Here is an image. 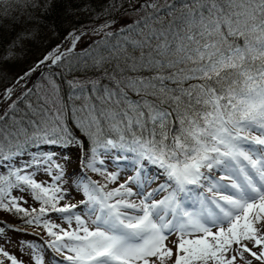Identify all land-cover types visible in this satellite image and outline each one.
Here are the masks:
<instances>
[{
    "label": "snow or ice",
    "instance_id": "1",
    "mask_svg": "<svg viewBox=\"0 0 264 264\" xmlns=\"http://www.w3.org/2000/svg\"><path fill=\"white\" fill-rule=\"evenodd\" d=\"M14 2L0 0V15ZM131 11L130 23L72 31L0 91V210L42 228L56 264H264V0H142ZM18 40L0 51V77L22 54ZM82 66L101 75L57 79ZM71 148L104 180L76 181L78 203L67 202L68 157L56 151ZM112 151L132 157L135 175L122 183L97 166ZM25 195L39 208L23 207ZM20 248L44 264V248ZM5 259L25 264L0 246Z\"/></svg>",
    "mask_w": 264,
    "mask_h": 264
},
{
    "label": "trees",
    "instance_id": "2",
    "mask_svg": "<svg viewBox=\"0 0 264 264\" xmlns=\"http://www.w3.org/2000/svg\"><path fill=\"white\" fill-rule=\"evenodd\" d=\"M130 5L131 0H19V3L14 2L7 16L0 15V51H3L5 46L19 36L22 42L18 40L17 43L18 48L22 49V54L16 62L5 66L7 76L6 78L0 77V91L13 78L23 75L54 49L62 47L72 31L96 27L105 20L116 17L124 7ZM92 39L99 40V37H92ZM87 43L89 41H85L76 50V53L81 52ZM47 71L49 69L43 68L44 74ZM100 75L99 71L91 68L85 69L82 66L81 70L70 74L66 73L64 77L57 76V79L78 78L81 81H86ZM34 81L36 85L45 83L43 76L40 77V75ZM67 94V84L61 83L60 95L65 102H67ZM34 206L38 209L40 205L34 203ZM0 214L9 215L12 222L18 227L33 228L7 212L0 210ZM37 229L44 231L42 228Z\"/></svg>",
    "mask_w": 264,
    "mask_h": 264
},
{
    "label": "rangeland",
    "instance_id": "3",
    "mask_svg": "<svg viewBox=\"0 0 264 264\" xmlns=\"http://www.w3.org/2000/svg\"><path fill=\"white\" fill-rule=\"evenodd\" d=\"M142 2V0H131V5L128 7H124L122 11L116 16V17H121L119 23H123L125 20H127L129 23L135 18L134 13L131 11L132 8L138 7L139 4ZM129 10V15L126 17L121 16V14L125 10ZM119 23L116 25L117 27L119 26ZM98 26V25H97ZM68 43V40L66 41L65 44L62 45L61 48H63L66 44ZM82 46V44L77 45V49H79ZM76 49V50H77ZM42 77L44 75L43 68L42 71L39 73L34 72L32 80L34 81L38 76ZM35 82V81H34ZM49 151L52 150V148H48ZM57 152H62L67 154V162L65 160L61 159L60 162L64 165L65 168V174H64V187L67 189L68 184L70 183L69 177H71V181L75 183V181H78L81 177H87L93 181H98L100 183H104V180L101 176L98 174L92 172L90 169L86 167L87 160L85 158V154L78 148H71V149H56ZM103 152V151H101ZM118 155H121L120 153H117L116 151H112L108 153L107 155H101L99 158L104 160L103 165H97L98 167H101L102 169H106L108 172H116L119 170L120 176L119 182H124L127 177L129 176H134L135 172L133 171L132 163H131V155H129L128 160H117L116 157ZM25 161V157L21 156L18 158L19 164H23ZM146 165V173L148 174L149 168H151V165L147 164ZM152 171L154 175L159 174L157 169L152 167ZM7 170V162H3L0 164V172H5ZM74 170H76V173H74ZM36 179L38 181H44L47 180L48 177L45 176L43 172L37 175ZM161 182H163L162 177L158 179L154 184L151 185V188H156ZM115 185H109V188L114 187ZM133 190H136V188L132 185H130ZM151 188L147 190H151ZM13 195H19L18 192L15 190L13 191ZM160 197H157L159 199ZM25 199L28 201L27 204L22 205L25 208H31L35 207L34 202L31 199L30 196L25 195ZM81 199H83V196L80 192H77L74 194H71V199L67 200L69 203H78ZM64 203V202H62ZM79 211V208L77 209ZM53 217L56 216L55 213H51ZM57 223H61L62 226L63 222L62 221H55ZM7 224L8 228L6 229L5 232V237L0 238V246L4 248L5 251H8L12 255L16 256L17 259H23L25 264H30V250L25 248L23 251H21L20 245L22 242H29V243H34L37 248H44L45 251L43 253L44 255V264H56V261L58 260H63V257L59 256L55 252H53L51 249H47L46 247V241L49 239L47 237V234L39 230L37 228H21L16 226L12 222V219L9 215L3 216L0 214V224ZM11 229H19V231H12ZM170 239H175V237H170ZM251 246V245H250ZM235 247V246H234ZM257 250V249H253ZM247 256V254H245ZM55 259H52V258ZM251 259V257H249ZM4 264H10L9 261L5 259ZM237 264H243L242 261L239 259L237 260ZM253 264H259L258 261H253Z\"/></svg>",
    "mask_w": 264,
    "mask_h": 264
},
{
    "label": "bare ground",
    "instance_id": "4",
    "mask_svg": "<svg viewBox=\"0 0 264 264\" xmlns=\"http://www.w3.org/2000/svg\"><path fill=\"white\" fill-rule=\"evenodd\" d=\"M152 167L154 168V166H152L151 165V168H149V170H148V174L149 175H154V173L153 172H151L153 169H152ZM157 171H158V169H157ZM74 173H76V170H74ZM159 173V172H158ZM157 175H159V174H157ZM127 179H128V177H127ZM126 179V180H127ZM72 182V189H69V184H68V186H67V189L69 190V192L71 193V194H74L75 195V193H77V192H79V191H73V189H75V187H76V185H75V183L73 182V181H71ZM76 182V181H75ZM123 182V181H122ZM122 182H119V183H122ZM154 184V183H153ZM132 186H134L135 188H136V186L135 185H132ZM135 191V190H134Z\"/></svg>",
    "mask_w": 264,
    "mask_h": 264
}]
</instances>
